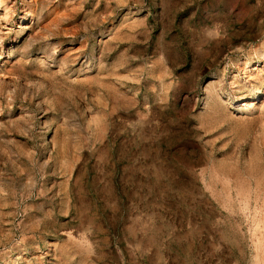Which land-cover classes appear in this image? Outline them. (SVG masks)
Here are the masks:
<instances>
[{
	"label": "rangeland",
	"instance_id": "obj_1",
	"mask_svg": "<svg viewBox=\"0 0 264 264\" xmlns=\"http://www.w3.org/2000/svg\"><path fill=\"white\" fill-rule=\"evenodd\" d=\"M0 264H264V0H0Z\"/></svg>",
	"mask_w": 264,
	"mask_h": 264
}]
</instances>
